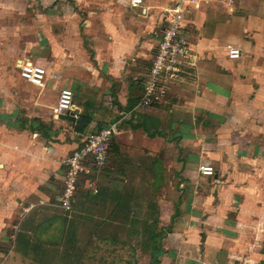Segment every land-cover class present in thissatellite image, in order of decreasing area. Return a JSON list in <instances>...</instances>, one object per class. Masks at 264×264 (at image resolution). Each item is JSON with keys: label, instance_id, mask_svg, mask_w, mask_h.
I'll return each mask as SVG.
<instances>
[{"label": "crops", "instance_id": "obj_1", "mask_svg": "<svg viewBox=\"0 0 264 264\" xmlns=\"http://www.w3.org/2000/svg\"><path fill=\"white\" fill-rule=\"evenodd\" d=\"M196 1L185 3L183 22L195 67L149 105L138 102L158 46L154 32L172 0H144L138 8L108 0L96 45L83 36L92 33L86 6L81 26L61 30L53 51L45 45L52 62L29 59L47 73L53 63L54 78L48 73L40 88L19 76L26 87L70 88L69 111L54 116L55 96L45 91L20 112L0 94V264L13 251L31 260L25 245L56 244L46 237L60 238L61 226L125 229L141 192H156L150 206L167 213L161 247L181 250H166L159 264H264V0ZM84 2L90 5L71 0ZM46 3L40 0L43 12L51 8ZM228 45L239 48L237 58ZM114 122L107 162L80 177L65 212L58 205L62 160L87 132ZM201 164L213 173L202 174Z\"/></svg>", "mask_w": 264, "mask_h": 264}, {"label": "rangeland", "instance_id": "obj_2", "mask_svg": "<svg viewBox=\"0 0 264 264\" xmlns=\"http://www.w3.org/2000/svg\"><path fill=\"white\" fill-rule=\"evenodd\" d=\"M88 1L90 5H84L85 2L77 5L71 3V0H45L46 6L51 5L48 11L50 14L43 12L40 0H0V81L3 80L0 84V94H5L6 98L12 99L11 108H18L19 112L24 106L32 109L35 106V99L44 91L52 95V98L55 96L56 100L58 92H55L53 88L50 89L49 86L43 91L35 87H26V82L19 77L18 70L15 68V59L18 57L34 59L45 55L50 57L49 62H52L50 47L45 45L51 44V51H53L54 43L59 38L58 34L61 30L72 27L76 29L77 25L84 21L87 14L86 6L92 9L89 10L90 12L93 11L89 22L92 33H83V36L87 44H99L101 36L97 29H100L104 23L103 14H106L109 8L106 3L108 0ZM111 1L120 4L126 0ZM54 9L57 10V15L52 14ZM73 9H78L80 15H72ZM67 16L72 17L67 19ZM47 65L50 67L47 68L49 80L52 81L53 63ZM97 102L100 101L97 100ZM105 176H107L105 173L100 172L99 180L106 182ZM154 195L157 198L156 192ZM141 197V204L131 203V211L126 214L130 225L125 229H117L116 225L112 224L95 227L93 222L87 225L73 223V229L61 226L55 231L58 234L61 228L60 238H57V235L46 237V240L52 242L57 239L56 244L38 246L33 243L29 247L25 245L31 260L22 258L20 254L13 251L7 255L4 264H148L149 247L144 244L146 232L149 225L154 223L155 230L164 233L166 226L163 222L164 218H167V213H158L157 208L150 206L156 198L151 197L148 192H141ZM42 214L43 212L40 215ZM153 215L156 216L155 221H151ZM28 235L36 237L35 231ZM157 239L161 240L159 237ZM12 247V243H9L7 246L9 253ZM162 249L164 251L158 254L159 257L165 254L166 250H171L174 256L181 252L179 248L164 249L162 247ZM177 264L183 263L178 260ZM225 264L232 263L229 261Z\"/></svg>", "mask_w": 264, "mask_h": 264}, {"label": "built area", "instance_id": "obj_3", "mask_svg": "<svg viewBox=\"0 0 264 264\" xmlns=\"http://www.w3.org/2000/svg\"><path fill=\"white\" fill-rule=\"evenodd\" d=\"M143 1L129 0L133 8L141 7ZM187 1L197 4L196 0H172L162 9L165 23L159 24L154 32L159 38L158 46L150 69L144 77L139 104L149 105L154 99L163 98L173 83L183 79V75L195 67L197 56L183 35L184 6ZM227 53L229 57L237 58L240 50L228 45ZM16 66L21 78L40 88L46 86L48 73L43 65L28 58H21ZM73 95L70 88L59 90L56 101L51 107L54 116L70 110ZM118 126L114 122L87 132L82 144L62 160L65 168L58 205L65 212H70L72 209L80 177L89 175L93 166L101 167L107 162L110 142L113 134L118 131ZM199 170L206 175L213 173L212 166L206 164H201ZM86 181L92 187L91 181L88 179Z\"/></svg>", "mask_w": 264, "mask_h": 264}, {"label": "trees", "instance_id": "obj_4", "mask_svg": "<svg viewBox=\"0 0 264 264\" xmlns=\"http://www.w3.org/2000/svg\"><path fill=\"white\" fill-rule=\"evenodd\" d=\"M156 216L153 215V221H155ZM156 225L154 223L149 225L146 232V239L144 244L149 247V261L148 264H159L158 254L162 253L164 250L161 247L160 239L163 236L162 232H157L155 230Z\"/></svg>", "mask_w": 264, "mask_h": 264}]
</instances>
